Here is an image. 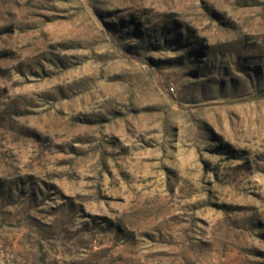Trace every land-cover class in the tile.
<instances>
[{"label": "rangeland", "instance_id": "obj_1", "mask_svg": "<svg viewBox=\"0 0 264 264\" xmlns=\"http://www.w3.org/2000/svg\"><path fill=\"white\" fill-rule=\"evenodd\" d=\"M0 264H264V0H0Z\"/></svg>", "mask_w": 264, "mask_h": 264}]
</instances>
